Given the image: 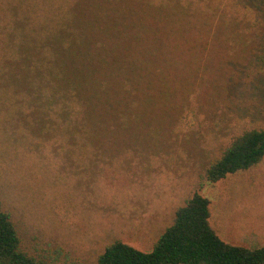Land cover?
Returning a JSON list of instances; mask_svg holds the SVG:
<instances>
[{
	"label": "rangeland",
	"instance_id": "rangeland-1",
	"mask_svg": "<svg viewBox=\"0 0 264 264\" xmlns=\"http://www.w3.org/2000/svg\"><path fill=\"white\" fill-rule=\"evenodd\" d=\"M5 1L15 0H0V17L12 11ZM207 10L198 58L170 72L177 92H152L165 103L129 123L138 135L122 153L55 123L32 105L26 79L0 70V209L27 255L97 264L117 241L149 253L193 194L209 201L223 242L264 246V158L217 183L204 178L235 138L264 128V0H208Z\"/></svg>",
	"mask_w": 264,
	"mask_h": 264
},
{
	"label": "trees",
	"instance_id": "trees-1",
	"mask_svg": "<svg viewBox=\"0 0 264 264\" xmlns=\"http://www.w3.org/2000/svg\"><path fill=\"white\" fill-rule=\"evenodd\" d=\"M9 5L12 11L0 17V70L9 67L19 80L26 79L32 105L39 103L55 123L74 127L76 136L95 138L102 152L114 153L131 148L127 143L138 135L129 123L141 124L145 110L151 114L165 103L152 92L160 97L161 90L177 92L180 76L170 72L181 75L187 59L198 58L209 13L208 0L2 3ZM191 76L186 72L182 80ZM263 158L264 128L247 131L210 164L204 178L217 183ZM209 216V201L193 194L176 210L151 252L117 241L105 248L97 264H264V246L223 242L210 228ZM0 264H51L21 250L1 209Z\"/></svg>",
	"mask_w": 264,
	"mask_h": 264
}]
</instances>
